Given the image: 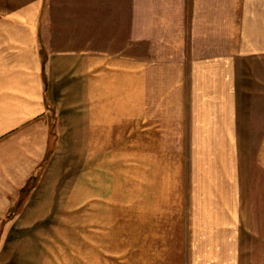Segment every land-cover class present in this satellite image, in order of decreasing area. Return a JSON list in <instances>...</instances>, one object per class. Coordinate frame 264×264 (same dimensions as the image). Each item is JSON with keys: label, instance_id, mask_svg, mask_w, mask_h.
<instances>
[{"label": "rangeland", "instance_id": "obj_1", "mask_svg": "<svg viewBox=\"0 0 264 264\" xmlns=\"http://www.w3.org/2000/svg\"><path fill=\"white\" fill-rule=\"evenodd\" d=\"M252 1L251 12L258 17L259 3ZM76 2L46 1L45 55L47 48L79 49L99 42L57 38L67 33H57L59 28L82 22L84 8ZM220 2L221 15L228 9L241 14V0ZM242 41L237 26L235 39H220V50L232 44L241 48ZM130 45L127 39L108 40L109 51H131ZM253 62L245 80L252 101L244 103L248 110L243 112L250 135L193 134L202 128L194 127L190 110L182 118L173 112L171 134H151L147 121L133 123L130 104L115 102L109 103L105 128L61 133L90 129L58 128L59 117L61 125L80 113L58 111L50 99L42 159L35 167L13 168L11 206L0 216V264H199L197 239L226 223L235 224L242 256L250 247L251 259L264 262V59ZM65 92L55 88V102L66 99ZM247 164L254 182L252 196L243 199L241 184L226 179L232 170L239 174L240 165L247 170ZM19 171L22 179L27 171L28 178L17 188Z\"/></svg>", "mask_w": 264, "mask_h": 264}, {"label": "crops", "instance_id": "obj_2", "mask_svg": "<svg viewBox=\"0 0 264 264\" xmlns=\"http://www.w3.org/2000/svg\"><path fill=\"white\" fill-rule=\"evenodd\" d=\"M46 1L0 0V216L11 206L13 168L35 167L43 157L50 99L58 111L80 113L61 125L58 116V128L90 129L61 133L93 134V128H105L109 103L115 102L130 104L133 123L147 121L151 134H171L173 112L182 118L188 110L194 127L202 128L193 134H252L244 126V103L252 101L253 93L245 80L253 60L264 59V41L252 43L264 40V0H255L258 17L251 12L252 0H241L239 16L229 9L221 15L220 0H77L75 6L84 8L82 22L53 32H67L57 38L68 40H99L98 46L89 41L79 49L47 48L45 55L41 23ZM237 26L241 48L232 44L220 50V39H235ZM122 39L131 41L126 46L131 51H109L108 40ZM58 87L68 95L61 102H55ZM249 166L240 165L239 174L232 170L226 179L241 184L243 199L252 196ZM18 173L20 188L28 173L23 179ZM223 226L197 239V263L264 264L251 259L250 247L244 261L235 224Z\"/></svg>", "mask_w": 264, "mask_h": 264}]
</instances>
